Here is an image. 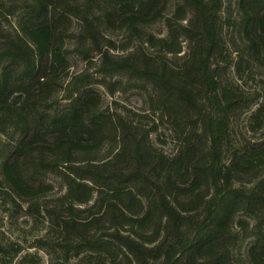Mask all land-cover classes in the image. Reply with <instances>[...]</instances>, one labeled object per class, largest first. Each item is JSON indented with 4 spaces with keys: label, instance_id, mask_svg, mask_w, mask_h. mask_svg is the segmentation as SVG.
<instances>
[{
    "label": "trees",
    "instance_id": "16d2710c",
    "mask_svg": "<svg viewBox=\"0 0 264 264\" xmlns=\"http://www.w3.org/2000/svg\"><path fill=\"white\" fill-rule=\"evenodd\" d=\"M223 2L0 0V194L46 222L36 243L51 264H237L241 238L246 264H264V132L230 138L247 112L264 131V92L225 78L247 59L264 67V0H238L234 22ZM121 79L147 92L137 120L102 107L97 86ZM160 128L169 154L151 141ZM49 176L63 190L52 204ZM19 250L0 243V256Z\"/></svg>",
    "mask_w": 264,
    "mask_h": 264
},
{
    "label": "rangeland",
    "instance_id": "374dc122",
    "mask_svg": "<svg viewBox=\"0 0 264 264\" xmlns=\"http://www.w3.org/2000/svg\"><path fill=\"white\" fill-rule=\"evenodd\" d=\"M238 0H224L221 18L225 20L235 21L237 18L236 4ZM169 13V11L167 12ZM5 30L11 32L16 27V17H10L7 22L3 23ZM162 24H156L148 27V31L153 34H158L162 30ZM106 36L113 41H119L121 33L107 31ZM240 35L237 26L227 25L223 27V41L229 46V51L236 48L239 43ZM234 55H232L233 58ZM235 62L236 59L233 58ZM76 69H81L83 65L76 61ZM247 68V69H246ZM74 69V70H76ZM242 69L244 70L241 80L236 77L234 70L230 69L226 72L225 78L230 84L242 85L247 91H260L258 81L264 79V67H259L248 59L243 62ZM113 80H118V77ZM124 85L123 91H116L113 94H108L105 88L97 86V90L102 96V107L109 112H119L129 120H137L136 114H144L147 109L146 105V90L136 82H126L121 79ZM249 112L242 114L232 122L230 138L234 146L241 141V138H258L264 131H251V124L248 121ZM151 141L154 146L162 148L167 154L173 151V143L165 128H160L157 133L151 135ZM53 185V190L41 197V202L52 204L53 200L60 196L63 192L58 180L48 177ZM40 201V200H38ZM21 208L25 207V203L18 202ZM240 219H247L241 215H237L234 223ZM249 221V219H247ZM47 224L44 220L34 219L25 215L23 211L12 207L8 198L0 194V243L10 245L14 248L19 247L18 253L9 251L6 255L0 256V264H51V257L45 250L37 246L36 241L46 237ZM251 238H241L237 247L233 252V260L237 264H246V254L250 246ZM11 250V249H10ZM59 264H84L79 259H73L68 263Z\"/></svg>",
    "mask_w": 264,
    "mask_h": 264
}]
</instances>
